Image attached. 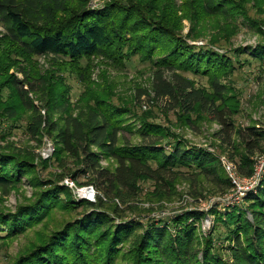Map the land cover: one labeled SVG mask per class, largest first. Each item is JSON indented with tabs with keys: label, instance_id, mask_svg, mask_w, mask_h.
<instances>
[{
	"label": "trees",
	"instance_id": "16d2710c",
	"mask_svg": "<svg viewBox=\"0 0 264 264\" xmlns=\"http://www.w3.org/2000/svg\"><path fill=\"white\" fill-rule=\"evenodd\" d=\"M88 2L0 0V25L6 29L0 36L2 132L27 119L25 128L34 137L40 141L47 134L56 147L49 158L39 155L40 163L47 167L57 162L64 173L60 179L67 174L73 180L86 175L100 192L94 201L75 200L71 189L57 180L30 178L38 167L33 152L12 143L0 144V188H16L23 177L39 187L33 198L17 203L14 210L0 209V251L15 235L50 220L56 209L78 210L77 217L63 219L48 231L40 230L29 248L9 264H264V185L256 194L246 195V208L237 204L227 208L204 239L189 220L195 215L198 218V212L163 219L149 215L143 220L142 216L127 218L120 205L134 211L136 206L130 201L141 194L144 181L153 183L151 197L157 199L174 193L173 182L182 171L222 190L231 183L211 152L151 121L152 112L137 113L125 102L116 104L112 84L102 87L89 78L93 58L124 69L137 57L152 70L156 100L164 102L166 109L176 110L177 119L187 125L192 124L193 113H207L223 126L218 133L229 142L234 123L228 103L238 106L239 100L233 86L227 90L221 79L230 78L235 64L243 62L229 53L190 44L181 34L182 19L194 22L191 37L205 33L207 21L215 19L210 35L211 43L218 45L222 36L236 32V17L249 18L250 8L264 17V0H183L178 8L181 15L174 0H108L100 8L88 6ZM247 49L251 56L246 62L258 60L264 65V42ZM245 52L233 50L239 55ZM43 55L52 59L45 74L36 59ZM11 68L20 70L23 78L10 73ZM66 72L86 84L76 115ZM187 73L207 76L211 90L196 86ZM31 92L44 103L46 116L41 115ZM143 94L136 92L134 97ZM124 130L140 140L131 142ZM234 134L243 149L238 153L240 170L249 174L251 156L260 147L264 130L250 125ZM66 157L74 160L75 169L67 166ZM107 160L111 165L103 166L102 161ZM221 228L224 237L214 238ZM217 239L224 244H216Z\"/></svg>",
	"mask_w": 264,
	"mask_h": 264
},
{
	"label": "rangeland",
	"instance_id": "374dc122",
	"mask_svg": "<svg viewBox=\"0 0 264 264\" xmlns=\"http://www.w3.org/2000/svg\"><path fill=\"white\" fill-rule=\"evenodd\" d=\"M108 0H89L88 6L93 8H100ZM177 9L183 4V0H174ZM178 14H182L181 8L177 10ZM249 18L241 15L236 17V32L230 37L222 36L218 45L211 43L212 25L216 23L215 19L207 21L209 23L205 33L197 36H188L191 34V29L195 25L189 18L183 17L181 34L186 38L190 44L198 46H208L216 50L219 53H229L232 58L239 57L242 60V64L236 63L234 73H232L227 79L222 78V84L229 90L230 86H233L237 91L238 106L233 104V101H229V106L232 110V121L234 127L232 129V139L227 142L218 133L222 129V125L209 117L207 113L201 114L193 113L191 116L192 124L187 125L181 119H177L176 110H168L164 106V102L156 100L152 93V70L150 66L142 62L139 58L135 57L133 60L126 63L124 69L118 68L108 63V61L102 58H93V65L90 70L89 78L95 84H112L114 86L115 95L113 102L116 104L127 103L130 108H133L135 112L142 113L144 111H150L154 117L151 121L156 122L164 127H169L173 132L179 134L182 138L188 141L189 144L197 147H202L208 150L217 157L226 177L230 180L225 168L222 164V158L234 163L237 167L239 176L244 178H250V176L256 175L259 177V184L261 188L264 185V139L261 142L260 147L255 150V153L251 156L252 171L249 174L243 173L240 170V159L238 153L242 152V145L238 142L237 136L234 131L239 128H243L250 125H255L257 128L264 130V65L258 60H250L249 62L245 58L251 56V51L248 47L255 48L259 42H264V21H258L259 18L264 19L254 9H249ZM221 21L223 19L221 18ZM208 30V31H207ZM6 31L3 25H0V36ZM240 49L246 51L243 55L240 53L234 54L233 50ZM249 51V52H248ZM51 56H38L36 59L40 66V72L45 74L46 70L51 69L52 59ZM10 73H14L18 78L22 79L23 74L20 70L11 68ZM195 80L196 86L202 89L210 91V80L207 76H195L192 74H185ZM66 83L69 87V98L72 105V113L76 115L79 111V100L85 91L86 84L80 81L75 75L70 72H66ZM25 89L29 88L28 84H24ZM136 92H148L144 93L140 98H135ZM30 96L34 99L36 106L40 108V113L43 116L47 115V108L44 103L37 99L33 92ZM236 100V102H237ZM198 112V111H197ZM56 118V116H55ZM135 121V120H133ZM27 119L20 122L19 127H14L10 131L2 132L5 124L0 121V144L12 143L15 147L23 150H28L36 155L35 164L38 165L37 171L32 176H39L43 180H53L59 184H64L69 187L70 182L73 181V188L69 187L72 191L73 199L80 200L82 198L83 190L92 186L94 191V197L96 198L100 192L96 186L88 182L86 175H80L76 180H73L70 174L63 175L60 179V174L63 173V168L60 165L52 161L46 166L40 163L38 159L39 155L42 157L41 152L45 146L46 140L53 139L47 134L42 136L39 141L36 136L34 137L30 131L25 128ZM140 125L139 123L137 124ZM136 125V126H137ZM124 136L131 142H138L140 139L137 135L131 134L129 131H123ZM224 132V131H223ZM225 133V132H224ZM224 140V141H223ZM165 142V141H163ZM56 148V147H55ZM65 161L69 168L75 169L77 165L71 157H66ZM64 161V162H65ZM111 161H102L103 166L111 165ZM263 164V165H262ZM262 165V167H261ZM174 180V193L166 195L163 199H157L151 197V190L154 186L151 181L142 182L143 188L141 194L135 199L130 201V205L136 206L133 211L125 208V205H120L124 208L127 218L135 219L138 216H142V220L147 218L148 215L157 219H163L172 217L176 214H182L183 212H189L191 214L198 212V218L196 215L189 218L194 221L197 226V234L201 239L209 236L215 227V223L218 222L217 218L226 212L227 208L235 206L246 208L247 202L245 200L246 195L249 193L256 194L258 191L254 189L246 192L245 195H241L239 191L232 186L226 189L221 187H212L207 181H204L201 177L196 178L194 174H189L187 171H182L176 176ZM197 179V181L195 180ZM28 177H23L22 183L11 190L3 191L0 188V209L14 210L15 206L19 202H27L28 199L33 198L35 192L39 190L31 183ZM57 180V181H56ZM258 185V184H257ZM259 186V188H260ZM85 188V189H84ZM106 200V198H104ZM107 201V200H106ZM118 200L116 199L115 202ZM133 208V207H132ZM80 210V209H79ZM122 210V209H121ZM78 210L74 211H62L55 210L50 220H46L43 223L34 225L28 229L27 232L15 235L13 238L7 241V244L3 245L0 251V264H9L14 257L19 253L25 252L30 243L36 239L40 230L48 231L50 228L57 225L63 219H70L77 217ZM248 217L251 218V213L248 212ZM188 220V221H189ZM120 222V221H119ZM225 232L221 228L214 234V238L224 237ZM224 244L222 240L217 239L216 244ZM127 250V246L123 248V252Z\"/></svg>",
	"mask_w": 264,
	"mask_h": 264
},
{
	"label": "built area",
	"instance_id": "2783aa9c",
	"mask_svg": "<svg viewBox=\"0 0 264 264\" xmlns=\"http://www.w3.org/2000/svg\"><path fill=\"white\" fill-rule=\"evenodd\" d=\"M44 144H45V146L43 148V152H41L42 158H49L54 153L55 144L50 139L46 140ZM222 164H223V167L225 168V170H226V172L230 178L232 186L235 187L241 195H245L246 192H248L250 190L253 191L254 189H257L260 186L259 177H257L256 175L250 176V178L242 179L239 176L238 171H237V167L234 163H231V162L222 158ZM262 165H261V167H262ZM73 186H74V183H73V181H71L69 187L73 188ZM81 196L84 199L94 201L95 197H94L93 187L92 186L87 187L86 190H83ZM82 198H80V199H82Z\"/></svg>",
	"mask_w": 264,
	"mask_h": 264
}]
</instances>
